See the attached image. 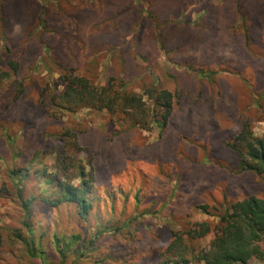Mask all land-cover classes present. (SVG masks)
Listing matches in <instances>:
<instances>
[{
    "label": "rangeland",
    "instance_id": "obj_1",
    "mask_svg": "<svg viewBox=\"0 0 264 264\" xmlns=\"http://www.w3.org/2000/svg\"><path fill=\"white\" fill-rule=\"evenodd\" d=\"M0 45L21 65L0 89V264H203L212 231L185 232L264 199V175L239 171L228 147L244 121L264 134V0H0ZM62 71L179 96L162 131L88 109L54 119L50 86ZM65 129L80 147L73 162L93 174L86 217L50 204L62 197L57 181L68 183L56 162ZM16 232L40 246V261Z\"/></svg>",
    "mask_w": 264,
    "mask_h": 264
},
{
    "label": "trees",
    "instance_id": "obj_2",
    "mask_svg": "<svg viewBox=\"0 0 264 264\" xmlns=\"http://www.w3.org/2000/svg\"><path fill=\"white\" fill-rule=\"evenodd\" d=\"M245 23V22H244ZM178 24L186 26V23ZM245 45L250 43L247 31ZM160 37V36H159ZM160 47L163 48L159 39ZM5 47L0 45V89L2 84L18 75L20 62L14 60ZM193 73L206 75L211 79L215 72L202 67L188 66ZM202 70H209L207 73ZM15 84L18 95L22 93L21 83ZM17 84V85H16ZM178 91H171L162 86L153 84L143 88L141 94L128 89L123 79L110 77L105 85H97L87 76L74 71H62L56 82L50 86L49 116L59 118L66 114H75L82 109L105 111L111 116H124L140 128H146L150 123L163 130L169 123L173 113L175 97ZM150 103L147 106V103ZM61 146L57 153L56 162L66 174L68 183L57 181L61 199L50 203L57 207L59 203H72L79 209V214L86 217L91 208L87 198L93 184V174L86 173L83 166L73 162L74 155L80 150L77 135L71 129H65L58 140ZM228 147L237 157V166L241 172H250L257 176L264 175V134L256 136L251 122L244 121L237 134L233 137ZM70 161V162H68ZM60 169V170H61ZM79 185L74 186L73 182ZM27 206V205H25ZM204 213L209 215L207 207H202ZM213 216V215H209ZM217 224L211 229L209 223L195 224L185 234L190 239L204 238L211 231L213 239L206 252H200L198 259L203 264H249L251 259L264 261V249L260 243L264 241V199L248 197L236 202L222 214L215 215ZM14 239L23 244L25 254L30 261H40L44 252L32 240H26L19 232L14 233ZM182 241L175 237L169 250L180 247ZM70 250L69 242L58 250L60 255ZM65 257V256H63ZM64 262V261H63ZM106 262V261H105ZM103 264H109L105 263ZM110 262V261H109ZM184 259L176 260L174 264H185Z\"/></svg>",
    "mask_w": 264,
    "mask_h": 264
}]
</instances>
